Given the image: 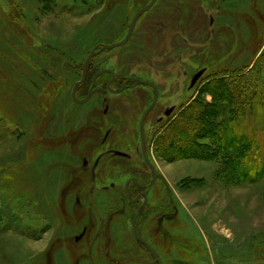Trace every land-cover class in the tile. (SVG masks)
I'll return each instance as SVG.
<instances>
[{
  "label": "rangeland",
  "instance_id": "374dc122",
  "mask_svg": "<svg viewBox=\"0 0 264 264\" xmlns=\"http://www.w3.org/2000/svg\"><path fill=\"white\" fill-rule=\"evenodd\" d=\"M148 2L0 0V264H151L131 234L138 205L125 186L152 182L139 139L152 91L139 84L105 103L99 93L83 104L72 99L88 54L121 41ZM262 63L264 0H158L124 46L88 62L90 80L76 91L78 100L102 69L118 77L116 88L147 81L159 91L144 124L157 180L137 224L157 264H264V180L233 186L222 179L218 159L183 157L200 154L167 151L159 138L198 97L211 103L201 93L218 79L242 77L247 85L254 73L264 85ZM244 110L251 114L241 126L258 143L264 107ZM229 118L221 113L214 123ZM211 142L196 144L216 152Z\"/></svg>",
  "mask_w": 264,
  "mask_h": 264
},
{
  "label": "trees",
  "instance_id": "16d2710c",
  "mask_svg": "<svg viewBox=\"0 0 264 264\" xmlns=\"http://www.w3.org/2000/svg\"><path fill=\"white\" fill-rule=\"evenodd\" d=\"M262 59L261 56L259 61ZM262 66L264 68V63ZM256 78V74L253 73L247 85L245 81L240 82L242 77L231 80L218 79L211 90L202 92L201 95L211 97V103L198 97L192 104L193 106L186 109L190 113L187 118L185 117L186 110H183L180 116L167 122L162 136L159 137L160 141L167 146V151L185 152L190 148L191 152L195 149L197 155L198 153L200 155L196 156L194 153L183 155V157L193 158L195 156L194 158L200 160L218 159L220 173L223 174L222 179L233 186L255 185L264 180V128L262 131L259 127L262 137L260 136L261 141L256 143L252 138L247 137L251 134V129L241 126L244 117L251 114V110L247 112L244 110L245 106L247 108L264 107V85L258 84L255 81ZM89 80L90 74L87 75L86 82ZM262 112L264 113V110ZM221 113L229 115L230 118L214 123ZM203 122L208 126L207 131L201 133L199 130L200 133H196L197 127ZM2 125L3 121L0 119V126ZM186 135L189 136L190 141ZM201 139L212 141L211 145L216 147L214 148L216 152L205 144L197 146L196 142ZM207 152L214 153V155L208 157Z\"/></svg>",
  "mask_w": 264,
  "mask_h": 264
},
{
  "label": "water",
  "instance_id": "95a60500",
  "mask_svg": "<svg viewBox=\"0 0 264 264\" xmlns=\"http://www.w3.org/2000/svg\"><path fill=\"white\" fill-rule=\"evenodd\" d=\"M157 0H151L150 3L148 5H146L145 7L139 9L133 16L131 22H130V25H129V28H128V31L125 35V37L117 42V43H114V44H110V45H100L99 47V50L97 52H90L88 54V56L86 57V59L84 60V63H83V66H82V78L81 80L75 84L73 90H72V99L74 102L78 103V104H83L85 102H87L92 94L94 92H103L102 90L100 89H93V86L92 88L89 90L86 98L82 99V100H78L76 97H75V93L76 91L78 90V88L80 87V85H82L85 81V78H86V72H87V64L88 62L90 61V59L97 53L103 51V50H111V49H115V48H119L121 46H124L128 41L129 39L131 38L132 36V33H133V30L135 28V25L137 23V20L139 19V17L141 15H143L144 13H146L147 11L150 10V8L155 4ZM109 73L111 75H113V73L110 71V70H103V71H100L99 73H97L95 76H94V79H96L97 77H99L100 75H102L103 73ZM202 74V71L198 72L193 78H192V81H191V84L193 85L197 79L201 76ZM139 84H142V85H147V86H150L154 92H155V97L152 101V103L146 108L145 112L143 113L141 119H140V122H139V132H140V148H141V153H142V156H143V160L145 162V164H147V166L149 167L151 173H152V182L149 183L148 185H140L138 184L137 182H134V181H128L125 188L128 189L127 185L131 182L133 183L136 187H138L139 189L141 190H147L148 188H150L154 183L155 181L157 180V174H156V171H155V168L154 166L150 163V161L148 160L147 156H146V152H145V132H144V121L147 117V115L150 113V111L154 108L155 104H156V101H157V90L156 88L151 84V83H148L146 81H135L133 86H137ZM124 88H122L121 90H119L118 92H122ZM113 93H117V92H113ZM114 155H117V156H123L124 154L121 153V152H114ZM95 174L93 173L92 174V178H94ZM129 192H128V196H129ZM142 197H143V203L141 205V207L139 208V210L137 211V213L135 214L132 222H131V231H132V234L134 236V238L139 241L140 243L143 244L144 248L148 251V253L151 255V264H157V256L155 254V252L153 251V249L139 236V234L137 233L136 231V223H137V220L139 218V216L142 214V212L144 211V209L146 208V205H147V197H146V194L143 192L142 193ZM139 197H137L136 199L134 200H131L130 199V196H129V200L131 202H136L138 201ZM80 238V237H79ZM78 237L76 238V240L79 239Z\"/></svg>",
  "mask_w": 264,
  "mask_h": 264
},
{
  "label": "flooded vegetation",
  "instance_id": "af4514ba",
  "mask_svg": "<svg viewBox=\"0 0 264 264\" xmlns=\"http://www.w3.org/2000/svg\"><path fill=\"white\" fill-rule=\"evenodd\" d=\"M151 1V0H150ZM158 1V0H157ZM156 1V2H157ZM155 2V3H156ZM150 2H148L146 5H148ZM145 5V6H146ZM144 6V7H145ZM154 6V5H153ZM152 6V7H153ZM145 14V13H144ZM141 16H143V15H141ZM140 16V17H141ZM140 17H139V19H140ZM133 18V17H132ZM138 19V20H139ZM132 20V19H131ZM137 20V21H138ZM131 22V21H130ZM137 24V23H136ZM130 25V24H129ZM136 26V25H135ZM128 28H129V26H128ZM128 28H127V31H128ZM135 29V28H134ZM127 31H126V33H127ZM133 32H134V30H133ZM132 35H133V33H132ZM125 37V36H124ZM103 70H106V69H102V70H100V71H103ZM99 71V72H100ZM104 74H106L107 76H108V78H105V77H99L98 78V80L96 81H94V79H91V84H90V86L92 85L94 88L93 89H100V90H102L103 92H94L93 94H92V96H94V94L95 93H99V94H101V100H102V102L103 103H105L106 101H107V95H110V96H112V97H115V96H117V95H119L120 93H122V92H118L119 90H121L122 88H124L123 89V91L125 90V89H133V87L135 88V87H137V86H133V84H134V82L131 84V85H127V81L126 82H124V84L123 85H121V87L120 88H116V84L119 82V79H118V77H116V75L113 73V76H111V74H107V73H103V75ZM102 75V76H103ZM98 82H100L99 84H98ZM147 82V81H146ZM148 83H150V82H148ZM140 85H142V84H140ZM153 85V84H152ZM144 86H147V85H144ZM154 86V85H153ZM151 91H152V94H153V98H152V101H153V99H154V97H155V92H154V90L150 87V86H147ZM155 87V86H154ZM91 88V87H90ZM90 88H89V90H90ZM156 88V87H155ZM89 90L87 91V94H88V92H89ZM156 90H157V101H156V104H155V106L157 105V103H158V100H159V91H158V89L156 88ZM113 92H117V93H113ZM86 94V95H87ZM152 101L150 102V104L152 103ZM149 104V105H150ZM148 105V106H149ZM155 106H154V108H155ZM153 108V109H154ZM107 106H106V104L104 105V112L106 111L107 112ZM152 109V110H153ZM146 110V109H145ZM151 110V111H152ZM150 111V112H151ZM145 112V111H144ZM143 112V113H144ZM143 115V114H142ZM149 115V114H148ZM147 115V116H148ZM169 115V111L168 110H166L164 113H163V116H161V117H159L158 118V121L159 122H161L162 121V119L164 118V117H166V116H168ZM142 117V116H141ZM147 118V117H146ZM141 119V118H140ZM146 120V119H145ZM140 122V121H139ZM144 124H145V121H144ZM139 139H140V132H139ZM124 154V153H123ZM142 154V153H141ZM126 156V154H124L123 155V157H125ZM143 157V156H142ZM99 160H100V158L99 159H97L96 160V162H95V164H94V166L96 167L97 166V164L99 163ZM144 161V160H143ZM86 164V163H85ZM93 170V169H92ZM131 184V182L127 185V187H128V189H126L125 188V192H126V196H127V199H128V201L131 203V204H137L138 205V208H137V210H136V212H135V214L137 213V211L139 210V208L141 207V205H142V203H143V197H142V193L144 192H146V190L144 191V190H141V189H138L139 191H137V193L135 194V195H133L132 194V192H131V190H130V187H129V185ZM133 184V183H132ZM113 185H111V187H112ZM106 187H104L103 189H105ZM138 188V187H137ZM128 192H129V196H130V199L131 200H134V199H136L137 197H139V199H138V201H136V202H131L130 200H129V196H128ZM146 194V193H145ZM133 197H135L134 199H133ZM142 200V201H141ZM146 209H147V205H146V208L144 209V211L142 212V214L139 216V218H141V216H143L144 214H145V212H146ZM135 216V215H134ZM134 216H133V218H134ZM133 218H132V220H133ZM139 218H138V220H139ZM138 220H137V223H136V231H137V233L139 234V236L152 248V245H151V243L149 242V240L144 236V235H142V234H140L139 233V231H138V229H137V224H138ZM84 233H85V229H82V232H81V235L79 236L80 238L84 235ZM131 234H132V231H131ZM132 236H133V234H132ZM79 238V239H80ZM78 239V240H79ZM107 239L109 240V238H108V236H107ZM133 239H134V241H135V243H137V245H139L140 247H142L147 253H148V251L144 248V246H143V244L142 243H140L139 241H137L135 238H134V236H133ZM78 240H76V241H78ZM153 249V248H152ZM154 251V250H153ZM149 254V253H148ZM156 254V253H155ZM149 256H150V258H151V255L149 254ZM157 262H158V259H157Z\"/></svg>",
  "mask_w": 264,
  "mask_h": 264
},
{
  "label": "bare ground",
  "instance_id": "6f19581e",
  "mask_svg": "<svg viewBox=\"0 0 264 264\" xmlns=\"http://www.w3.org/2000/svg\"><path fill=\"white\" fill-rule=\"evenodd\" d=\"M154 187V186H153Z\"/></svg>",
  "mask_w": 264,
  "mask_h": 264
}]
</instances>
